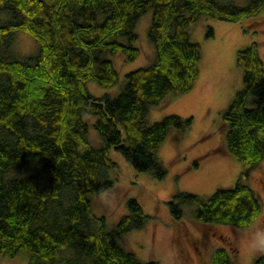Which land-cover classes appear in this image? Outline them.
I'll use <instances>...</instances> for the list:
<instances>
[{"label":"trees","instance_id":"1","mask_svg":"<svg viewBox=\"0 0 264 264\" xmlns=\"http://www.w3.org/2000/svg\"><path fill=\"white\" fill-rule=\"evenodd\" d=\"M0 0V255L26 253L27 264H157L143 261L121 240L149 216L136 198L113 228L90 215L91 197L115 184V149L139 172L164 179L158 157L174 129L188 132L193 117L176 113L148 123L151 106L191 91L200 74L201 45L189 26L199 16L238 22L264 11V0ZM152 10L149 65L126 73L115 95L93 96L88 83L111 88L119 72L110 55H140L136 31ZM29 33L35 55L13 50L14 34ZM207 38L214 36L209 28ZM243 87L220 113L227 152L249 176L264 160V57L258 41L237 52ZM90 117L102 144L90 138ZM48 180L42 182L43 176ZM180 219L185 206L197 220L249 227L263 210L243 179L210 195L181 192L169 203ZM211 264H233L224 247ZM253 264H264V254Z\"/></svg>","mask_w":264,"mask_h":264},{"label":"rangeland","instance_id":"2","mask_svg":"<svg viewBox=\"0 0 264 264\" xmlns=\"http://www.w3.org/2000/svg\"><path fill=\"white\" fill-rule=\"evenodd\" d=\"M234 2L245 5L248 0ZM151 18L152 10H149L140 17L136 27L138 58L127 60L122 52L110 55L119 72V82L111 88L89 82L88 89L93 96L117 94L126 81V73L153 62L155 48L148 38ZM210 27L214 36L207 38ZM189 31L203 53L195 87L187 93L171 96L159 106H151L147 116L148 123L171 113L193 117L192 129L188 132L172 130L158 152L167 176L156 179L151 173L137 171L112 148L111 157L117 166L111 169L110 176L116 181L113 187L91 197L90 215L104 216L108 227L113 228L128 213V200L136 198L149 218L144 228L127 232L121 243L141 260L157 264H211L214 249L224 247L233 264H253L260 254L251 251L245 242L253 229L264 231V160L248 177H241L244 166L226 150L220 113L244 84L242 68L237 64L238 50L258 41L264 57V11L238 22L201 15L189 26ZM13 50L21 57L33 56L38 51V43L29 33L17 31ZM93 121L90 117V138L100 146L102 140ZM48 178V175L43 176L42 182ZM240 178L255 189L263 206L251 226L241 228L197 220L192 206L183 208L180 219L172 215L169 203L176 194L206 196L218 188L233 185ZM0 264H27L26 253L13 258L0 255Z\"/></svg>","mask_w":264,"mask_h":264},{"label":"clouds","instance_id":"3","mask_svg":"<svg viewBox=\"0 0 264 264\" xmlns=\"http://www.w3.org/2000/svg\"><path fill=\"white\" fill-rule=\"evenodd\" d=\"M246 246L257 254H264V231H250Z\"/></svg>","mask_w":264,"mask_h":264}]
</instances>
